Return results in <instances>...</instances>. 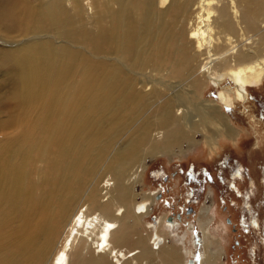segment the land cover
<instances>
[{
	"label": "bare ground",
	"instance_id": "obj_1",
	"mask_svg": "<svg viewBox=\"0 0 264 264\" xmlns=\"http://www.w3.org/2000/svg\"><path fill=\"white\" fill-rule=\"evenodd\" d=\"M263 45L264 0H0L15 130L0 141V264L195 259L172 219L143 223L155 193L135 190L149 158L240 136L223 108L263 84ZM225 79L231 92L200 100ZM208 199L199 264H218Z\"/></svg>",
	"mask_w": 264,
	"mask_h": 264
},
{
	"label": "rangeland",
	"instance_id": "obj_2",
	"mask_svg": "<svg viewBox=\"0 0 264 264\" xmlns=\"http://www.w3.org/2000/svg\"><path fill=\"white\" fill-rule=\"evenodd\" d=\"M264 52V45L258 49ZM211 82V81H210ZM252 87L246 102H238L223 112L230 115L240 136L221 139L219 146L208 148L199 136L197 145L180 143L169 154L148 159L137 195L155 193L147 224L165 215L176 222L175 233L185 248L195 255L188 264H199L204 252L202 235L197 228L202 205L212 207L210 235L213 248L220 251L219 264H264V82ZM209 81L200 100H214L220 92H231V82L219 86ZM202 82L197 87L199 91ZM209 86V87H208ZM10 93V79L0 72V96ZM10 101L0 104V141L12 140L13 128H4L12 119ZM130 129L125 130L126 135ZM208 133H205V135ZM239 138V139H238ZM202 142H201V141ZM42 166V161L37 163ZM109 176V174H108ZM32 180L37 176L34 173ZM157 193V194H156ZM178 216V217H177ZM145 234L144 232H142ZM185 235V236H184ZM211 248V249H213Z\"/></svg>",
	"mask_w": 264,
	"mask_h": 264
},
{
	"label": "water",
	"instance_id": "obj_3",
	"mask_svg": "<svg viewBox=\"0 0 264 264\" xmlns=\"http://www.w3.org/2000/svg\"><path fill=\"white\" fill-rule=\"evenodd\" d=\"M178 217V216H177ZM168 221H170L171 219L169 218V219H167ZM190 262H191V260H190Z\"/></svg>",
	"mask_w": 264,
	"mask_h": 264
}]
</instances>
